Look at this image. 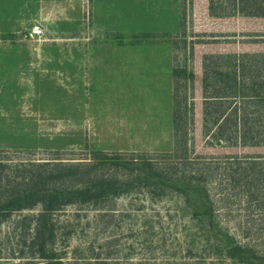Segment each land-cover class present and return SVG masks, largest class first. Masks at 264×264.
<instances>
[{
  "label": "rangeland",
  "instance_id": "rangeland-1",
  "mask_svg": "<svg viewBox=\"0 0 264 264\" xmlns=\"http://www.w3.org/2000/svg\"><path fill=\"white\" fill-rule=\"evenodd\" d=\"M263 33L264 0H0V158L123 160L118 195L53 213L61 264H264ZM34 211L0 264H49Z\"/></svg>",
  "mask_w": 264,
  "mask_h": 264
},
{
  "label": "trees",
  "instance_id": "trees-1",
  "mask_svg": "<svg viewBox=\"0 0 264 264\" xmlns=\"http://www.w3.org/2000/svg\"><path fill=\"white\" fill-rule=\"evenodd\" d=\"M253 35L260 37L264 33ZM256 39L260 38H254L253 41L258 42ZM190 77H194L193 73ZM252 95L250 96L253 97ZM183 116L175 115L176 128L180 126L179 120H185ZM243 157L227 156L226 159L235 161L236 164L250 161L251 168L255 167V161L262 159L261 156ZM59 159L36 161L28 158L13 162L0 158V224L15 211L35 210L23 215L22 220H28L31 243L36 247L32 257L47 259L49 264H61L60 257L52 248L55 241L53 213L68 205L99 206L107 197L118 195L122 191L117 180L98 174L100 165L107 162L121 164L123 160L119 156L95 150L92 161L71 162ZM141 163L151 166L150 160H143ZM246 171L247 168L243 170ZM263 172L264 169L261 171L264 180ZM235 249L234 247L233 250Z\"/></svg>",
  "mask_w": 264,
  "mask_h": 264
},
{
  "label": "built area",
  "instance_id": "built-area-1",
  "mask_svg": "<svg viewBox=\"0 0 264 264\" xmlns=\"http://www.w3.org/2000/svg\"><path fill=\"white\" fill-rule=\"evenodd\" d=\"M41 33H42V29L39 26H35L31 32L32 35H36V36L41 35Z\"/></svg>",
  "mask_w": 264,
  "mask_h": 264
}]
</instances>
